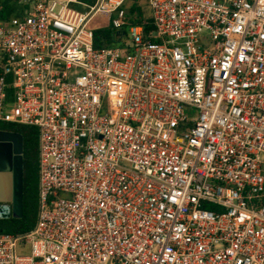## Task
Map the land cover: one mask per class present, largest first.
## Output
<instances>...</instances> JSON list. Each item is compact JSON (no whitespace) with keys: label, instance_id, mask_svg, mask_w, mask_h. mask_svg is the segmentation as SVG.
<instances>
[{"label":"built area","instance_id":"1","mask_svg":"<svg viewBox=\"0 0 264 264\" xmlns=\"http://www.w3.org/2000/svg\"><path fill=\"white\" fill-rule=\"evenodd\" d=\"M92 1L0 0V124L38 136L0 264H264V0Z\"/></svg>","mask_w":264,"mask_h":264},{"label":"trees","instance_id":"2","mask_svg":"<svg viewBox=\"0 0 264 264\" xmlns=\"http://www.w3.org/2000/svg\"><path fill=\"white\" fill-rule=\"evenodd\" d=\"M138 11L142 15V8L137 3L131 7V12ZM11 11L2 13V17L9 16ZM146 32L153 30L152 26L146 27ZM94 47L114 46L118 43L116 40V31L110 24L107 28L93 30ZM9 131L16 132L23 137V216L20 219H0V233L20 235L30 231L35 223L37 214V193H38V136L33 127L20 126L14 124H5Z\"/></svg>","mask_w":264,"mask_h":264},{"label":"water","instance_id":"3","mask_svg":"<svg viewBox=\"0 0 264 264\" xmlns=\"http://www.w3.org/2000/svg\"><path fill=\"white\" fill-rule=\"evenodd\" d=\"M23 137L0 131V217L23 216Z\"/></svg>","mask_w":264,"mask_h":264},{"label":"rangeland","instance_id":"4","mask_svg":"<svg viewBox=\"0 0 264 264\" xmlns=\"http://www.w3.org/2000/svg\"><path fill=\"white\" fill-rule=\"evenodd\" d=\"M82 1L86 2L88 5L93 4L92 0H82ZM139 2L142 6L143 16L148 17L151 14V11L148 8H146V6L142 2V0H139ZM71 8H73L76 11L83 12V13L88 11L87 9H84L80 6H71ZM107 26H108V18L104 15H97L91 21L89 28L92 30H99V29H105V28H107ZM0 127L1 128H7L5 124H0ZM18 253L21 256H26V255H29V250L27 248H21L20 247L18 250Z\"/></svg>","mask_w":264,"mask_h":264},{"label":"flooded vegetation","instance_id":"5","mask_svg":"<svg viewBox=\"0 0 264 264\" xmlns=\"http://www.w3.org/2000/svg\"><path fill=\"white\" fill-rule=\"evenodd\" d=\"M0 131H8V132H12V131H9L7 128H1V127H0Z\"/></svg>","mask_w":264,"mask_h":264}]
</instances>
